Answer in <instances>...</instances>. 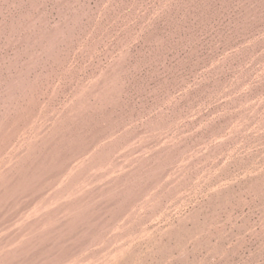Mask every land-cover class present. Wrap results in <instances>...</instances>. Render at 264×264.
I'll return each mask as SVG.
<instances>
[{
  "label": "rangeland",
  "instance_id": "1",
  "mask_svg": "<svg viewBox=\"0 0 264 264\" xmlns=\"http://www.w3.org/2000/svg\"><path fill=\"white\" fill-rule=\"evenodd\" d=\"M253 214L264 0H0V264H221Z\"/></svg>",
  "mask_w": 264,
  "mask_h": 264
},
{
  "label": "bare ground",
  "instance_id": "2",
  "mask_svg": "<svg viewBox=\"0 0 264 264\" xmlns=\"http://www.w3.org/2000/svg\"><path fill=\"white\" fill-rule=\"evenodd\" d=\"M241 211H243V209H241ZM260 212L258 213L260 214ZM259 214L258 215L253 214L247 218L245 217H237L233 219L221 218V235L222 234L224 235V237L221 238V264H264V253L259 254V252L258 253L254 252L255 249L257 248L255 247L254 249L255 243H257L260 240H264V220L262 219L263 215L261 216ZM235 230H237L238 233L242 235L241 239L235 238L236 236L234 233ZM186 240L190 241L192 240V237L189 236L186 238ZM169 252L158 253L157 254L158 260L166 262L167 255ZM182 253L184 252L182 251ZM190 259L192 262L195 261L196 259L195 254L191 249H190ZM178 264H183V261L180 259Z\"/></svg>",
  "mask_w": 264,
  "mask_h": 264
}]
</instances>
